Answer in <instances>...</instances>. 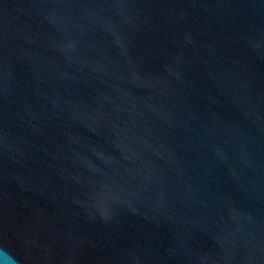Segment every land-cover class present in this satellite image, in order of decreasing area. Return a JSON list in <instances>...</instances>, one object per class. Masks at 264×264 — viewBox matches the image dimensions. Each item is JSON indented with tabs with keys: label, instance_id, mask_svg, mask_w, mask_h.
<instances>
[{
	"label": "water",
	"instance_id": "95a60500",
	"mask_svg": "<svg viewBox=\"0 0 264 264\" xmlns=\"http://www.w3.org/2000/svg\"><path fill=\"white\" fill-rule=\"evenodd\" d=\"M0 264H264V0H0Z\"/></svg>",
	"mask_w": 264,
	"mask_h": 264
}]
</instances>
